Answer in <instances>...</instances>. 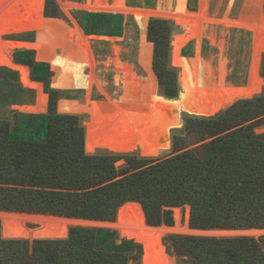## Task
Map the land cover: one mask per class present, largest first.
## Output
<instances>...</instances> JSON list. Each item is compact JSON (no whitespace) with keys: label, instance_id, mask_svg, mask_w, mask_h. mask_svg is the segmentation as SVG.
I'll return each mask as SVG.
<instances>
[{"label":"trees","instance_id":"1","mask_svg":"<svg viewBox=\"0 0 264 264\" xmlns=\"http://www.w3.org/2000/svg\"><path fill=\"white\" fill-rule=\"evenodd\" d=\"M188 8L196 10L194 1L189 0ZM46 16L57 17L58 11L48 6ZM262 18V48L254 75L257 91L231 97L210 96L185 78L184 68L170 65L175 24L158 18L149 21L153 70L164 96L178 99L165 100L158 92L154 114L98 111L109 117L128 115L143 129H161L165 135L85 128L80 116L60 114L56 111L60 92L50 83L59 66L36 60L34 50L8 47L15 63L28 66L32 79L45 85L49 112L45 94V114H27L14 124L0 120V212L115 222L124 204L138 203L149 225L171 227L173 210L188 206L193 230L264 229V133L255 131V126H264V92L257 96L264 86V13ZM76 19L90 36L121 37L133 23L123 14L88 11L78 12ZM45 22L39 32L44 37ZM107 52L95 51L99 56ZM8 72L16 91L11 105L18 104L29 90L21 86L16 72ZM183 112L193 117L186 119V129L198 121L207 124L213 140L171 158L144 159L160 157L171 148V128L185 116ZM158 122L165 126L158 128ZM178 136H173L175 152L181 151ZM103 151L132 155L113 156L126 164L113 173L115 163ZM1 230L0 222V264H142V246L112 230L76 227L65 239L35 240L31 247L26 240L4 239ZM165 243L192 264H264V237L170 236Z\"/></svg>","mask_w":264,"mask_h":264},{"label":"rangeland","instance_id":"2","mask_svg":"<svg viewBox=\"0 0 264 264\" xmlns=\"http://www.w3.org/2000/svg\"><path fill=\"white\" fill-rule=\"evenodd\" d=\"M95 1L97 0H44V7H43L44 24L40 30L38 31L32 30L20 34L8 33L3 35L2 37V40L7 43L5 47V52L8 54V56L14 63H15L14 59L7 52L8 47L22 48L17 50H34L36 52L35 54L36 60L37 58L41 60H45L40 57V46H44L46 50H48V52L53 53L54 55L57 56L58 60H53V59L46 60L52 62L54 65L59 66V69H56L54 71L51 68V70L54 73V76L50 79V83L52 85L51 87L54 89H58L60 92L59 101L56 106L57 112H59V105L62 100L76 101L82 105L86 104L87 102V98H88L87 90L68 89L65 88V85L70 82L81 81L84 71L86 76H90V70L87 69V67L85 66V58H84L85 53L80 47H78L73 43L71 38L75 37V32H74L75 24L77 23L79 25L76 19L77 13L80 11L91 12L90 10L87 9H89L88 7H90V5H93ZM115 1L116 0H107V3L110 6H112ZM192 1H194L196 10L195 11L189 10V11L191 13H198L200 0H192ZM248 1L249 0H209V6H208L209 16L210 18L219 21L224 20L226 18L232 21H236V20L238 21L241 18H243L242 15L244 14L243 12ZM188 2L189 0H187V5ZM260 2L261 4H263L262 8L259 7ZM125 3L128 8L142 9V10H157L158 8H162L163 10H168L171 13L175 11V4H176L175 0H161V2L159 0H125ZM63 4H67L71 6L69 12H65L62 9ZM255 4L257 5V7L255 6L256 10H258L259 8L261 9V12H259V10L257 11L256 16L262 19V31H263L262 16L264 13V0H255ZM48 6L50 8L54 7V9L58 11L57 17L46 16V9ZM180 6L183 7L184 4L180 3ZM250 12H249L250 18L247 21L255 25L254 19L252 18L253 14L252 12L251 13ZM96 13H107V12H96ZM108 13H112V12H108ZM123 15L133 18V23H131L125 29L121 37H105V36H94V35L90 36V35H86L85 32L83 31L84 34L88 36L90 39L89 41L91 44L94 60L96 63L94 75L98 84H94L91 89L90 92L91 101L105 102L107 100V97H110L114 100H119L123 96V85L120 82L119 83L116 82L117 73L113 64V59L115 57V53H114L115 47L119 50L120 59L122 63L131 65L136 75L138 77L140 76L139 78L142 77V80H145L147 78V72L142 64V57H141L142 31L139 25L137 24L134 15L132 14L131 15L123 14ZM48 18H53V19H48ZM152 19L150 18L146 22V27L147 25L149 26L148 23ZM158 19L170 20L175 24V29L171 43L172 51L170 56V65H172V63L173 65H175L174 50H175L176 39L178 37H186L187 35H189L191 32V28L187 26H179L172 19L163 18V17ZM46 20L48 21V27H47L48 29H45L46 35L44 37L41 36L40 33L45 28ZM79 27L81 28V26ZM213 30L217 43L220 44L223 42L225 46L224 58L228 62L227 63V69L229 72L228 80L238 85L239 87L247 88L250 82H255L254 75L257 72L256 69L258 68V58L262 48V31L259 37L261 41L260 42L261 47L257 55L255 70L252 71V64H253L252 60H253V50H254L253 32L244 29H235V28L227 29L224 25L221 24L215 25V27H213ZM146 39L149 42L148 27L146 30ZM151 44L153 45V43ZM217 45L212 44L211 41L207 39L203 40L200 45L201 48L200 53L202 57L208 61H211L215 67L218 66L222 56V51L220 47ZM104 50H107L108 52L107 55L102 56L104 54L103 53ZM95 51H98L102 55L101 56L96 55ZM153 55H154V45H153L152 61H151L152 70H153ZM182 55L186 58H195V56L197 55L196 41L189 42L187 45H185L182 50ZM261 65H262V57L260 64V74L262 76ZM25 67L29 68L28 66ZM5 70L16 72L18 74L19 83L21 84V86L29 90V93L21 97V101L18 104L11 105L12 97H13L12 95L16 93L14 87L15 83L10 73ZM55 72L57 73V76ZM30 77L31 80L34 81L31 76V70H30ZM75 79H78V81H75ZM157 82H158L159 96H161L163 99L168 101L178 99V98L172 99L164 96L163 88L160 86L158 78H157ZM38 83H40L43 86L42 111L39 114H43V113L45 114V110H44L45 94L48 96L46 113L49 112V95L45 93V85L41 82ZM180 88H181L180 75L178 73V79H177L178 94L180 93ZM263 92H264V86L261 90V93L258 94L257 96L261 95ZM38 102H39L38 92L36 90L26 88L21 83L20 74L18 73L17 70L0 65V120H8L12 124H14L16 119L20 120L24 118L25 115H27L20 108L25 106H37ZM172 105L174 104H169V106ZM260 110L261 109H258L259 112ZM251 111L252 113H254L252 108ZM78 116L82 118L83 125L85 126V128L88 127L92 129L133 132V133L143 134L146 136H151L155 134L165 135L164 133H162L161 129H159V132L143 129L144 125L143 126L137 125L134 122V120H132L128 115H121V116L114 115L109 117L106 113L102 111H97L92 116L89 117L85 115H78ZM182 117L184 116H180V119L178 120L176 126L171 128V148L165 151L160 157L144 158V159L149 161L151 160L159 161V160L171 158L185 151L197 150L213 140V138L209 137V133L211 132L209 125L198 121L193 123L190 129H186L185 124L182 127L183 125ZM188 118L190 117H185V121ZM260 118L252 120L250 122H246L245 124L242 125L246 126L255 123ZM156 126L158 128L159 127L163 128L165 124L158 122ZM174 128H180V129L172 130ZM255 131L257 134L264 133V126L263 125L255 126ZM175 133L179 135L178 136L179 146L181 149V151L179 152H175L173 150V136L175 135ZM102 154L107 157H110L113 161H114L113 156L120 157L125 155H132V153L115 154L106 151H103ZM135 155H138L139 157L143 158V156H140L139 154H135ZM114 163L115 164H114L113 173L118 171L120 168H124L126 165L124 160L114 161ZM162 209L163 207L159 208L160 214ZM21 216H25L26 218ZM128 216H129L128 218L130 219L131 217L130 213L128 214ZM34 217H49L55 219L54 220L51 219L50 224L46 223L45 226H42L39 219ZM173 218H174V225L171 227L165 225H159V224H155L152 226L149 225L146 221L145 223L146 225L152 228H164L163 229L164 235L162 236L160 242L163 246L166 255L171 257L175 261V264H192V263H190V261L184 262L185 259L177 256L174 253L173 248L169 244L165 243L166 238L170 236H196V237H211V238H219V239H229V238L260 239L264 237V229H247V230H231V231L193 230L190 228V207L188 206L174 209ZM0 222L2 228L1 230L2 237L4 239L26 240L28 241L30 247L33 245L35 240L65 239L68 236V233L70 234V230L76 227L112 230V231H116L121 239L125 238L119 230L118 216L115 222H97V221H86V220L69 219V218H61V217H53V216L0 212ZM154 223L157 222L155 221ZM35 232L36 235L34 236ZM136 242L142 246V249L145 248L144 244L138 241ZM142 264H144L143 257H142Z\"/></svg>","mask_w":264,"mask_h":264},{"label":"bare ground","instance_id":"3","mask_svg":"<svg viewBox=\"0 0 264 264\" xmlns=\"http://www.w3.org/2000/svg\"><path fill=\"white\" fill-rule=\"evenodd\" d=\"M159 1L161 2V0ZM175 2V11L173 13L168 10H163L162 8H158L157 10L128 8L125 0H116L112 6L107 3V0H97L93 5H90L87 10L91 12H112L114 14L122 13L134 15L142 31L141 57L142 64L147 72V78L142 80V77L139 78L140 76L138 77L136 75L131 65L122 63L119 50L115 47L113 64L117 73L116 82H120L123 85V96L119 100L107 97L105 102L91 101V89L94 84H98L94 75L96 63L89 37L84 34L83 30L76 23L74 29L75 37H72L71 40L84 51L85 66L90 70V76H86L84 71L81 81L67 83L65 88L75 90L85 89L88 91V98L84 105L76 101L62 100L59 105V112L61 114L85 116H92L98 110L128 111L148 114L157 112L158 82L152 70L151 62L153 45L146 39V22L150 18H168L174 20L179 26L191 28L189 35L176 39L174 50V64L184 68V76L188 81L203 89L210 96L231 97L240 93H245L247 95L253 94L257 89V83L250 82L249 86L244 88L228 80V62L224 58L225 46L223 42L220 44L217 43L213 27L217 24H221L227 29H244L253 32L254 50L252 71H254L257 55L261 47L259 37L262 31V19L256 16V14L258 10L261 12L259 7L262 8L263 4L260 2L259 9L256 10L255 6L257 7V5L255 4V0H249L245 6L244 14L242 15L243 18L238 21H232L228 18L219 21L209 16V0L199 1L198 13H191L189 11L187 0H175ZM180 3L184 4V6L181 7ZM43 7L44 0H0V65L17 70L20 74L21 83L26 88L36 90L39 94L37 106H25L20 108L26 114L41 113L43 86L31 80L29 68L15 64L10 59L5 52L7 43L2 40V37L8 33L20 34L32 30H40L44 24ZM62 9L65 12H69L71 6L63 4ZM250 11L253 14L252 18L254 19L255 25L247 21L250 18ZM205 39L211 41L212 44H218L217 46H219L222 51L221 60L217 67H215L211 61L203 58L200 53V45ZM192 41H196L197 43V55L195 58H186L182 55V50L185 45ZM40 57L45 60H58L57 56L48 52L44 46H40ZM129 213L131 215L130 219L128 218ZM21 217L26 218L25 216ZM34 218H38L42 226H45L46 223L50 224V220L55 219L49 217ZM145 221V214L141 205L138 203H127L119 210V230L125 238L135 239L145 245V264H175V261L166 255L160 242L164 235V228L149 227L146 225Z\"/></svg>","mask_w":264,"mask_h":264},{"label":"water","instance_id":"4","mask_svg":"<svg viewBox=\"0 0 264 264\" xmlns=\"http://www.w3.org/2000/svg\"><path fill=\"white\" fill-rule=\"evenodd\" d=\"M37 41V40H36ZM184 113V117H182V123H183V125H182V127L184 126V124H185V117H191V115H189V114H187V113H185V112H183ZM181 127V128H182ZM176 129H180V128H174V129H172V130H176ZM143 263L145 264V249H143Z\"/></svg>","mask_w":264,"mask_h":264}]
</instances>
